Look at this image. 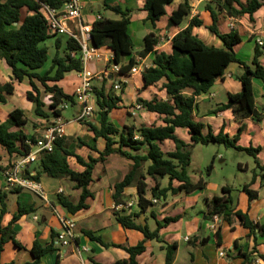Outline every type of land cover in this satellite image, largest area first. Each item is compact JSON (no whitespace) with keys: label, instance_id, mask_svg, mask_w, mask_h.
Wrapping results in <instances>:
<instances>
[{"label":"trees","instance_id":"1","mask_svg":"<svg viewBox=\"0 0 264 264\" xmlns=\"http://www.w3.org/2000/svg\"><path fill=\"white\" fill-rule=\"evenodd\" d=\"M175 0H145L143 10L147 13V20L155 26L162 18L167 19L169 27L179 26L188 20V25L173 36L171 40L172 51L170 54L164 52L156 53L155 49L160 39L154 34L144 37V43L138 56L141 58L153 54L152 65L140 74L142 88L144 90L155 88L166 97L165 100L153 97L150 101L137 99V105L147 112L162 116L163 126H116L110 120V113L115 109L124 108L120 95L115 94L113 81L112 89L106 90L104 84L100 88L92 85L94 102L98 108L99 126H94L82 121L88 132L93 135L94 141L102 139L105 147L98 151L95 145H88L78 140L77 147H86L97 153V157L88 155L86 159L77 155L74 150L67 146L64 136L59 137L53 144L49 153H42L38 159L39 171L35 174L26 173V177L39 181L41 176L54 180H68L74 184L79 191L77 202H72L66 197L58 196L57 203L69 214L76 213L89 208L88 199H93L90 186L98 165L107 161L109 157H118L131 163L129 171L123 178L112 186V201L115 207L121 206L120 212H114L117 223L127 230H134L143 235V240L133 247L107 244L100 237H96L90 231L83 234L91 241H95L104 248L115 247L124 250L128 257L118 260L113 264H139L137 257L146 250L147 241L164 243L159 236V230L169 223L178 222L184 217L178 215L172 218H164L162 223L156 221L154 230H150L146 224H140L137 220L148 208L154 206L152 200L165 201L168 196L179 194H191L197 190L206 188V182L199 179L194 183L189 176L192 151L197 145L219 144L225 148L245 152L251 155L256 165L250 183L243 185L241 191L247 195L248 202L257 199V192L251 189V185L257 178L264 182V165L257 162L255 153L258 150L241 148L237 145L239 136L244 130L240 125L237 134L230 138L222 131L214 135L210 128L206 134L203 133L205 125L195 120L194 113L197 109L196 97L207 93L213 84L224 77L227 67L231 63L243 65L242 73L237 76L241 85L239 93L228 96V101L212 110L211 114H217L230 110L236 121L248 118L262 120V115L255 108L253 96V79H258L264 84V68L260 64L262 55L259 46H255L250 65L243 64L237 59L234 47L242 42L237 31L232 30L228 34L221 33L217 28L219 13L225 12L232 18L248 16L253 20V15L264 6V0H211L215 7L206 6L211 17V24L206 29L216 37L223 45L216 48L206 45L198 36L194 35L193 28L204 26L203 21L191 16L189 0H181L176 10L169 11ZM66 0H0V61L11 73V81L0 83V104L7 103V96L13 95L16 88L27 79L30 91L25 93V98L33 105V114L37 118L49 119L61 118L62 110L59 107L67 104L68 107L76 106L72 95L67 94L59 83L65 75L71 72L82 71L81 53L78 44L71 38L61 35H52L43 16L39 13L41 4L48 5L58 11L62 10ZM26 9L27 15L21 19V11ZM106 11L115 14L118 19L112 20L100 17L92 24L91 40L95 49H100L105 44L112 52L111 64L118 67L116 76L127 77L132 68L137 66L134 58L125 63V58L130 56L134 44L128 33L131 10L122 11L118 6H106ZM55 39V53L51 58L49 67L42 70L49 60L48 48L45 42ZM62 50V52H61ZM112 77V76H111ZM113 80V79H111ZM106 83L107 78L102 79ZM119 83V82H118ZM49 95V104L46 105L38 88ZM123 89L121 90L122 93ZM189 92L190 96L184 93ZM95 110V108H94ZM94 113V112H93ZM9 118L0 122V148L12 158L27 154L29 147L26 141H34V137H28L22 132L28 124V118L24 111L14 108L9 113ZM176 129H184L189 135L190 142L185 143L176 134ZM170 141L174 148L172 151H164L162 145ZM73 158L82 171H75L69 165V159ZM3 170V168H0ZM212 164L208 167L210 173ZM142 172V173H141ZM138 176L136 193L138 196V213L124 209L123 196L125 190ZM150 178L153 186L148 189L145 181ZM167 179L165 187H161L159 181ZM176 184V186H174ZM21 189H15L13 193H19ZM147 192L150 198H147ZM232 190L222 187L220 195L205 198L206 211L204 220L212 221L214 216H219L221 221L229 226H240L248 231V237H264V223H253L246 213L233 207L234 200ZM7 193L0 190V254L3 246L11 242L15 247L21 249L16 240L13 230L16 222L24 215L34 212L32 207L24 208L18 204L17 211L6 226L1 225L4 215L7 213ZM54 234H52V237ZM57 237V235L55 236ZM217 246L221 244L220 227L214 233ZM208 239H202L198 245L208 243ZM161 249L165 251L164 264H172L177 250L176 244H163ZM53 244L43 246L39 241H34L30 254L33 261L28 264H40L46 254L54 253ZM242 264L250 263V255L239 252ZM1 264V262H0Z\"/></svg>","mask_w":264,"mask_h":264},{"label":"crops","instance_id":"2","mask_svg":"<svg viewBox=\"0 0 264 264\" xmlns=\"http://www.w3.org/2000/svg\"><path fill=\"white\" fill-rule=\"evenodd\" d=\"M144 1L145 0H82L81 20L84 24H88L91 27L98 17H105L112 20L118 19V17L112 12L104 10L106 6H118L122 11H132L128 33L134 44V49L131 55L125 58V63H127L130 58H134L140 72L137 74L131 73L127 77L116 76L112 73L106 77V83H103L102 79L100 80L97 76L102 75L105 71L110 73V66H112V52L107 47V44L97 50L100 58L87 65V69L94 74V87L100 88L102 84H104L106 90H109L110 88L112 89L113 81H116L115 84L119 82L118 84L120 85V88L119 90H115V94L120 95L124 108L115 109L110 113V120L118 127L124 125H164L162 122V116L147 112L144 109L137 110L136 108L137 99L145 101H150L153 97L163 100L166 99L164 94L155 88H149L146 90L142 88L140 74L143 70L152 65L154 53L149 54L145 58H141L138 56V51H140L143 46L144 37L148 34H154L160 39L155 52L170 54L172 51L171 40L173 36L188 25L187 20L179 26L169 27L167 19L162 18L155 24V26H153L146 19L147 13L143 10ZM203 2L204 4H202ZM180 3L181 0H175L169 11L176 10ZM189 4L191 6V16L189 19L197 17L203 21L204 24L202 27L193 28V34L198 36L208 46L222 48V43L206 29V27L211 24V17L206 6L210 5L211 7H215L214 4L211 0H189ZM201 9L204 10L201 11ZM217 19V28L221 33L228 34L230 31L235 30L240 35L242 42L234 47V52L237 59L243 64L250 65L257 42L260 41L263 43V45L259 47L262 53L260 64L264 68V6L253 15L252 21L249 20L248 16L232 18L227 16L225 12L219 13ZM242 70L243 65L239 63H231L227 67L222 79H218L207 93L196 97L195 102L197 109L194 113V117L196 121L205 125L203 130L204 134H206L208 128H210L214 135L222 131L224 134L232 138L237 134L239 126L244 125V130L238 138L237 145L244 149L251 148L258 150V152L255 153V158L259 164L264 165V84L260 80L253 79L252 87L255 108L257 112L262 115V120L257 121L253 118H248L239 122L234 119L230 110L217 114L210 113L216 106L227 103L229 95H234L240 92L241 85L237 80V76L242 73ZM10 81L11 73L5 67L4 63L0 61V83L3 84ZM63 82L66 83L65 86L62 85ZM77 84V73L71 72L65 75L64 79L59 83V86H61L67 94L71 95ZM129 87L131 91L129 90ZM38 88L41 92V87L38 86ZM122 89L123 91L121 93ZM17 90L25 96V93L30 91L28 80L25 79L21 83L20 88L15 89L13 95L7 96V103L5 105L11 100L18 99L16 96ZM184 95L188 97L190 96V93L186 92ZM94 107L96 106L94 105ZM14 108L23 110L28 120L30 116L27 114L31 115L33 113V105L23 97L21 102L13 101L11 108L3 109L0 104V122L6 121L9 118V113ZM71 108V118L69 119H66L64 116L66 109L61 112V119L65 124L63 136L66 138L68 148L74 150L77 155L84 159H86L88 155L97 157L96 152H92L86 147H73L78 140H82L88 145H95L98 151H102L105 147V142L100 138L94 141L93 135L88 132L87 127L74 121L78 107L73 106ZM32 120L37 121L38 123H44V121H47L37 118ZM48 120L49 122H53L55 118L52 117ZM88 122L94 126H99V115L92 116ZM24 128L22 132L29 137V134L24 131ZM38 130L39 129L34 128L35 132H38ZM175 134L185 143L190 142L186 130L176 129ZM173 148L174 145L170 141H166L162 145L164 151H172ZM2 151L0 168H3V170L0 169V190L6 191L7 197L8 194H17V207L18 204L24 208L32 207L34 212L31 213L33 222L27 220L28 215H24L14 225L13 230L16 233V240L22 248L19 249L15 247L11 242L6 243L0 254L1 264L31 263L33 257L30 254V249L36 240L43 246L53 244L55 247L54 253L44 255L40 264H82L81 260L90 264H113L118 260L128 257L127 253L120 248L109 247L106 249L95 241H91L83 234L84 231L92 232L94 236L100 237L104 243L125 247H133L143 240V235L141 233L134 230L123 229L114 217V210L120 207H115L111 198L112 186L116 182L110 183L108 180H103L102 178L96 180V182L93 180V183L90 186V191L92 193L94 191L97 196L99 195V197L103 198L101 207L89 212L94 198L88 199L87 204L89 208L72 215L67 213L57 203L58 196L65 194L70 195L71 197L73 195L64 190L65 179L54 180L47 178L46 176L40 177L38 182L45 193L46 200L24 189H21L19 193H13L12 191L15 189H12L11 191L10 188L6 186L2 172L7 170L17 157L13 156L10 158L3 149ZM110 158L111 157L108 159ZM72 161L75 163L73 168L71 166ZM68 162L73 170L82 171V168L76 164L73 158L69 159ZM245 168L247 169L248 166L246 165ZM38 171L37 164L30 166L27 170V172L32 175ZM137 181L138 180H134L128 187L129 192H133L135 203V207L129 211L135 213H138L139 211L137 206L138 196L136 193ZM192 181L196 183L198 180ZM145 183L147 184L148 189L153 186V182H149V180H146ZM159 183L161 187H165L162 186L161 180ZM69 185L73 187L72 192L77 195L76 197H79V191L75 189L74 184L69 181ZM174 186H176V184H174ZM128 188L125 190L124 195L128 192ZM208 189L209 188L206 186L205 189L197 190L191 194H179L172 197L168 196L165 201L157 202L156 205L148 208L144 214L140 215L137 222L140 224H146L150 230H154L156 227V221L162 223L164 218H172L178 215L187 218L186 221L181 219L178 222L169 223L159 230V236L165 244L177 245L172 264H242L243 260L239 258V252L250 255L249 264H264V237L256 236L255 239L252 236L248 237V231L246 229L240 226H229L222 221H220L213 230L210 228L212 221L204 220L203 215L206 211V207H202L201 201L203 202L205 198H211L212 196L218 195L216 191L210 192ZM251 189L257 192V199L249 203L245 193H232L231 195L234 200L233 207L236 210L246 213L253 223L263 224L264 182L257 178L251 185ZM31 195L38 198V203ZM104 197H106V202H104ZM147 198H150L149 192H147ZM58 208L60 210L57 213ZM12 216L13 215H9L7 212L1 221V225L6 226ZM59 216L66 217L75 223V234L77 237L76 245L88 249V251L81 253V259L76 254L75 246L63 248L57 243L55 236L60 231V223L58 221ZM218 227H220L222 238L220 246H217L214 238V233ZM52 234H54L53 237ZM185 239H188V241H185ZM202 239H208L209 241L206 245L200 246L198 243ZM164 243L147 241L145 243L146 250L143 254L137 257V262L139 264H164L165 251L161 249V246H163ZM180 243H185L189 248L182 249ZM220 253H224V255L220 256Z\"/></svg>","mask_w":264,"mask_h":264},{"label":"built area","instance_id":"3","mask_svg":"<svg viewBox=\"0 0 264 264\" xmlns=\"http://www.w3.org/2000/svg\"><path fill=\"white\" fill-rule=\"evenodd\" d=\"M39 13L43 16L47 23L48 31L52 35H61L73 39L80 48L82 71L77 73L78 84L72 92L75 104L78 107L77 115L74 119L77 123L89 120L94 112V98L92 93V79L94 74L87 69V65L100 58L97 49L94 48L91 40L92 27L88 24H84L81 20L82 17V0H66V3L62 10L58 11L48 5L41 4ZM98 17L97 19H99ZM258 46H262L263 43L258 41ZM110 73L103 72L101 79H105L109 74H117L118 67L115 65L110 66ZM140 72L138 66L132 68L131 73L137 74ZM120 85L117 83L114 85L115 90H119ZM68 108L67 104H63L59 109L64 110ZM137 110H141L140 105L136 106ZM65 124L61 118L55 119L52 124L47 128L43 134L36 138L34 141H26L29 151L26 155L16 158L11 166L2 172L4 182L7 187L11 189H24L35 195L45 198V193L39 184V182L31 180L26 177L27 170L30 166L38 162L39 156L42 153H49L53 149L54 142L64 135ZM153 204H157L156 200H152ZM126 207H132V204H128ZM121 208V206H120ZM60 223V231L57 234L56 241L63 247L70 246L76 247V254L80 257L82 252L88 251L85 247L76 245L75 223L63 216L58 217ZM221 221L219 216L212 218L210 228L215 229L216 225ZM188 241V239H185ZM224 253H220L223 256ZM81 259V257H80ZM82 264H90L83 262Z\"/></svg>","mask_w":264,"mask_h":264},{"label":"rangeland","instance_id":"4","mask_svg":"<svg viewBox=\"0 0 264 264\" xmlns=\"http://www.w3.org/2000/svg\"><path fill=\"white\" fill-rule=\"evenodd\" d=\"M204 2L202 4H204ZM203 10L204 9H201V11ZM26 15H27V11L26 9H23L21 11V19H23ZM45 46L48 48L49 60L45 65V67L40 71L41 73H43L49 67L51 58L55 53V39L53 38L48 39L45 42ZM97 77L101 80V75ZM93 82H94V78L92 79V85ZM62 85L65 86L66 83L63 82ZM20 93L21 92L17 90L16 96L18 97V99L11 100L7 105H2V108L3 109L11 108L13 105V101L21 102L23 97L25 96L24 94L22 93L20 94ZM41 98L46 105L49 104L50 102L49 95H46L42 91V89H41ZM94 108L95 111L92 116L98 115V108L97 107ZM71 112H72L71 107L66 108L64 112V116L66 119L71 118ZM27 115L30 116V118L28 120L29 122L27 126L24 128V131L29 134V137L32 136L35 139L39 138L43 134V131H46L47 128L52 124V122H49L48 119L47 121H44V123H38L37 121H33L32 119L37 118L34 116L33 113L31 115L30 114ZM52 117L53 115L50 114L49 119ZM37 119L45 120L41 118H37ZM34 128L39 129L38 132H35ZM73 147L77 148V143ZM2 152L3 151L0 148V158ZM192 154H193L192 164L189 168V176L191 177V180H199V179L204 180L206 182V186L209 188L208 190H210V192L216 191L218 195H220V190L222 186L229 187L232 190V193L234 194L235 193L238 194L239 192H242L241 188L243 187V185L250 183V181L252 180L253 172L256 169V165L253 162V157L251 155L245 152L236 151L231 148H225L223 145H219V144H208V145L197 146L195 149H193ZM36 164L38 166V162ZM211 164H212V169L209 173L208 167ZM74 165L75 163H73L72 161L71 162L72 168L74 167ZM246 165L248 166L247 169L245 168ZM130 167H131V163L128 160L118 157H111L105 163L98 165L94 173L93 180L94 182H96V180L102 178L103 180H108V182L110 183L118 182L129 171ZM137 179L138 176L136 177L135 180ZM147 180H149V182H152L150 178H147ZM161 183L162 186H166L167 179L165 178L161 180ZM64 185L66 188V189L64 188V190L69 192V194H73V195L71 197L70 195H65V194L61 196L66 197L72 202H76L78 200V197H76L77 195L72 192L73 187L69 185V181L66 180L64 182ZM10 190L12 191L11 188ZM17 196H18L17 194H8L6 204H7V212L9 215H13L17 211ZM31 196H33L34 200L38 203V198H36L34 195ZM93 196H94V200L91 203V208L89 212L97 208H100L103 202V198L99 197V195L97 196V194L94 191H93ZM123 197H124L123 202L125 204L124 209L128 213L129 210H132L133 207H135L133 192H129V188H128V192ZM104 202H106V197H104ZM130 203L132 204V207H126ZM201 204L202 207H206L204 201L203 202L201 201ZM59 210L60 209L58 208L57 213L59 212ZM114 211L120 212L121 208L118 207ZM27 220L33 222L31 214L28 215ZM183 220L186 221L187 218H183ZM180 246L182 249L189 248V246L186 245L185 243H180Z\"/></svg>","mask_w":264,"mask_h":264}]
</instances>
